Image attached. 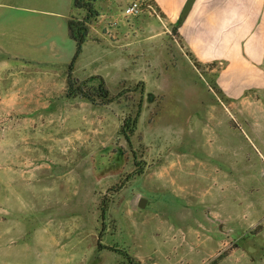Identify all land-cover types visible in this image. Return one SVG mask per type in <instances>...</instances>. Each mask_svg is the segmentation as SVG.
<instances>
[{
	"label": "rangeland",
	"instance_id": "374dc122",
	"mask_svg": "<svg viewBox=\"0 0 264 264\" xmlns=\"http://www.w3.org/2000/svg\"><path fill=\"white\" fill-rule=\"evenodd\" d=\"M127 4L95 3L72 73L103 79L113 101L92 105L65 97L67 24L0 0V264H264V90L231 101Z\"/></svg>",
	"mask_w": 264,
	"mask_h": 264
},
{
	"label": "crops",
	"instance_id": "0c3cea01",
	"mask_svg": "<svg viewBox=\"0 0 264 264\" xmlns=\"http://www.w3.org/2000/svg\"><path fill=\"white\" fill-rule=\"evenodd\" d=\"M148 1L154 9V15H149L165 28L177 29L196 62L218 68L215 82L225 97L235 101L246 91L264 90V0H195L180 26L179 15L187 0ZM63 2L66 8L61 9L60 0H39L38 16L67 24L75 12L73 0ZM98 14L99 19L102 15ZM93 30L91 25L90 34ZM90 40L83 50L91 45Z\"/></svg>",
	"mask_w": 264,
	"mask_h": 264
},
{
	"label": "trees",
	"instance_id": "16d2710c",
	"mask_svg": "<svg viewBox=\"0 0 264 264\" xmlns=\"http://www.w3.org/2000/svg\"><path fill=\"white\" fill-rule=\"evenodd\" d=\"M96 0H73V9L77 13H82V17H70L67 20V27L69 37L75 43L74 55L67 66V91L65 94L66 99L81 98L92 105H107L110 104L113 99L110 98L108 90L104 86V81L99 76H92L89 79L78 83L73 78L74 65L82 53L84 43L88 39L89 25L98 18V11L95 9ZM90 80H97L98 85L96 87L89 86ZM139 118V113L136 114L133 121L129 119L125 120L119 130V135L129 142L130 136L134 133L136 123ZM105 204L102 205V214L105 213Z\"/></svg>",
	"mask_w": 264,
	"mask_h": 264
},
{
	"label": "built area",
	"instance_id": "2783aa9c",
	"mask_svg": "<svg viewBox=\"0 0 264 264\" xmlns=\"http://www.w3.org/2000/svg\"><path fill=\"white\" fill-rule=\"evenodd\" d=\"M148 9L149 6H144L141 0H134L124 7L121 16L124 19L139 17L144 13H149Z\"/></svg>",
	"mask_w": 264,
	"mask_h": 264
},
{
	"label": "water",
	"instance_id": "95a60500",
	"mask_svg": "<svg viewBox=\"0 0 264 264\" xmlns=\"http://www.w3.org/2000/svg\"><path fill=\"white\" fill-rule=\"evenodd\" d=\"M195 0H187L186 3L184 4L183 8H182V11L179 15V20H178V24L177 26H180L184 20L186 19L193 3H194ZM144 199H140L139 202H138V207L139 208H143L144 207Z\"/></svg>",
	"mask_w": 264,
	"mask_h": 264
}]
</instances>
